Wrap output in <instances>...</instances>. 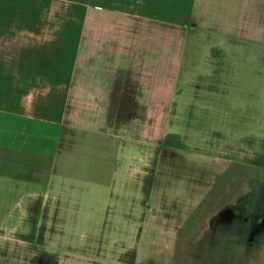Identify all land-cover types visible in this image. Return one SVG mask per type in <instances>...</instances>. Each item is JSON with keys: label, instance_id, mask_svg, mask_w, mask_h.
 Wrapping results in <instances>:
<instances>
[{"label": "rangeland", "instance_id": "obj_1", "mask_svg": "<svg viewBox=\"0 0 264 264\" xmlns=\"http://www.w3.org/2000/svg\"><path fill=\"white\" fill-rule=\"evenodd\" d=\"M240 1H198L185 25L127 24L142 30L122 37V64L135 68L117 71L100 67L106 52H87L109 24L101 0L33 4L61 17L64 34L36 53L48 84L45 99L31 100L45 104L46 120L33 116L32 125H46V158L32 155L24 185L1 175L13 167L0 163V264H184L185 228L168 213L185 178L210 181L220 171L225 180L246 170L247 158L264 157V0ZM71 28L82 65L75 97ZM174 139L179 147H165Z\"/></svg>", "mask_w": 264, "mask_h": 264}, {"label": "crops", "instance_id": "obj_2", "mask_svg": "<svg viewBox=\"0 0 264 264\" xmlns=\"http://www.w3.org/2000/svg\"><path fill=\"white\" fill-rule=\"evenodd\" d=\"M198 1L221 0H101L102 5L97 9L102 10V17L108 20L109 24H103L102 44L99 41L88 43V55L90 53L95 55V51L106 52L103 57L107 59L102 60L100 67H111L116 71L122 68H135L134 65L124 66L125 64H122V55L127 51L122 44V37L128 32L139 33L142 30H137L133 26L127 27V24L135 25L143 21L154 24H176L175 22L182 21L185 25L187 21L195 17ZM232 1L235 0H230ZM250 1L241 0L240 3ZM41 3L46 4L47 0H0V163L13 167L12 172H3L1 175L9 176L10 179L21 182L23 185L29 183L31 179L32 155L38 159L46 158L45 143L48 138L43 121H33L35 124L42 125H32V119H35L33 116L39 118L40 111L45 104L32 105L31 100L45 99L48 84L47 60L41 59L36 53L46 51L48 45L56 46L57 42H61L60 38L64 34L63 28L57 26L56 23L61 17L47 11L32 10L33 4ZM95 9L96 7L88 11V18ZM66 35L70 37L67 44H70L69 50L72 52L68 84L71 97H75L78 95L76 94L79 90L77 85L82 68L79 59L80 39L77 29L73 33V28H71ZM73 36H75L74 39ZM228 38L232 41L236 40L234 35H229ZM214 52L219 53V48L214 47ZM109 59L111 66L105 64ZM87 61L88 69L99 67L96 62L91 65V60ZM54 66L56 67L53 63L52 67ZM58 66L62 67L60 64ZM117 73L119 74V71ZM128 73H131V75L128 74L129 78H133L136 84L137 75H133L131 70ZM108 75V82H110L112 77H110L111 74ZM128 75L122 74L115 77L121 83L127 82L125 78ZM59 78L55 76L58 80L54 82H59ZM90 91H88V96H90ZM41 120L46 119L44 117ZM69 125L73 126V124ZM69 125L60 126V129ZM58 131L59 128L55 133H59Z\"/></svg>", "mask_w": 264, "mask_h": 264}, {"label": "flooded vegetation", "instance_id": "obj_3", "mask_svg": "<svg viewBox=\"0 0 264 264\" xmlns=\"http://www.w3.org/2000/svg\"><path fill=\"white\" fill-rule=\"evenodd\" d=\"M179 142L169 140L165 147H179ZM242 163L246 170L225 180L220 171L210 181L185 178L176 199L179 206L168 213L170 221L185 228L178 236L184 264L258 260L264 247V157Z\"/></svg>", "mask_w": 264, "mask_h": 264}, {"label": "water", "instance_id": "obj_4", "mask_svg": "<svg viewBox=\"0 0 264 264\" xmlns=\"http://www.w3.org/2000/svg\"><path fill=\"white\" fill-rule=\"evenodd\" d=\"M262 254H264V247H263V249H262V251H261L260 256H261ZM260 256H259V257H260Z\"/></svg>", "mask_w": 264, "mask_h": 264}, {"label": "bare ground", "instance_id": "obj_5", "mask_svg": "<svg viewBox=\"0 0 264 264\" xmlns=\"http://www.w3.org/2000/svg\"><path fill=\"white\" fill-rule=\"evenodd\" d=\"M230 211V210H229ZM227 216V215H226Z\"/></svg>", "mask_w": 264, "mask_h": 264}]
</instances>
